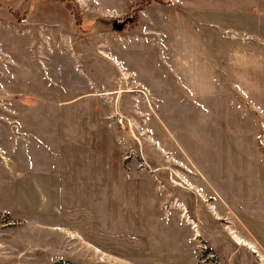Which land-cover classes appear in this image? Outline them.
<instances>
[{
	"label": "rangeland",
	"instance_id": "374dc122",
	"mask_svg": "<svg viewBox=\"0 0 264 264\" xmlns=\"http://www.w3.org/2000/svg\"><path fill=\"white\" fill-rule=\"evenodd\" d=\"M126 16L135 29L114 30ZM47 38L48 59L58 48L85 59L66 74L71 93L122 92L48 109V152L63 150L53 169L98 173L75 180L104 189L7 192L8 173L19 178L0 162V264H264L252 227L221 201L264 188V0H0V85L12 48L43 71L35 45ZM30 100L0 95V145L4 128L19 133L2 112Z\"/></svg>",
	"mask_w": 264,
	"mask_h": 264
},
{
	"label": "crops",
	"instance_id": "0c3cea01",
	"mask_svg": "<svg viewBox=\"0 0 264 264\" xmlns=\"http://www.w3.org/2000/svg\"><path fill=\"white\" fill-rule=\"evenodd\" d=\"M35 46V50H39L41 56L44 57L42 61V69L44 72L37 65L32 63L31 53L27 52L25 54L26 60L21 62L22 59L17 58L18 53L16 52V50L19 51V48H12V50H14L13 52L8 50V52H6L9 56L8 61L11 63L6 64L3 68V75L4 77L6 76L5 78H7V81H2L0 85V95L3 96L4 92H10L11 90L12 97L16 102H22L25 99H34V101L30 100V103L28 102L26 105H19L20 109H16L15 107L17 106L14 105L12 111L14 115L12 117H7L6 113L4 111L2 112L3 118L10 121L14 128L16 127L19 131L17 135L12 136L4 128V140L3 144L0 145V157H2L3 160L0 162L4 161L11 163L10 170L12 169L13 174H18L17 178H19V180L14 182L12 179L13 175L8 173L10 177L2 183L4 186L3 189L7 192L17 191L24 194L25 189L29 186V188H36L38 193L47 195L55 193L66 194L70 192L102 193L104 188L100 183L93 186L92 182H96V179L92 178L87 180V184L91 183V185H81L75 180L80 179L81 176L83 178L95 177L100 175L98 173H91L92 175L90 176L89 173L84 175L81 170H77L75 173L70 174L65 172L69 171V169L64 165H61L60 171H57L56 168L53 169L52 156L57 154V152L61 155L63 150L59 152L58 149L53 148L52 152H48V134L54 136V132L49 133L48 128H51L52 131L57 129L52 128L55 124L48 121V113H53L54 110L55 112L66 113L68 109H94V105L100 106L97 101L99 97L117 94L115 91L116 85H113L112 88L108 87L102 90L98 89L85 93L79 92L78 94H73L70 91V85L65 84L67 80L66 74L67 72L75 71L80 75L82 62H85V59L72 57L67 53V50L63 52L60 48H58V50H60L59 54L55 53L48 59V50L49 52L53 50L48 47V38ZM26 47L27 45L22 47V51L24 48L25 51H28V47ZM115 64L117 65V63ZM78 99L81 100L76 101ZM82 100H91V104L74 106ZM48 109H50L49 112ZM39 114H41V117ZM260 114L261 116L264 115V110L260 109ZM21 115H25V117L21 118ZM64 123H66L67 128L79 125L77 123ZM0 124L4 126L2 122H0ZM57 136L59 138V134ZM260 143L263 147V149H261L263 153L259 152V148L258 150L255 148L254 152L264 160V138ZM26 161L31 162L33 165L30 167L28 166L29 172L26 176H23L21 170L23 169V163H26ZM15 165L16 168H14ZM0 169L2 170V168ZM71 186L75 189L72 190ZM0 192L4 193L1 190ZM244 193L245 192L234 195L230 191H226L225 194L229 195V197L221 201L232 213L243 216L245 225L252 227L251 232L254 238L260 242L264 248V188L258 185L253 193L254 195L251 193L246 195ZM230 205H233L235 210H233Z\"/></svg>",
	"mask_w": 264,
	"mask_h": 264
},
{
	"label": "trees",
	"instance_id": "16d2710c",
	"mask_svg": "<svg viewBox=\"0 0 264 264\" xmlns=\"http://www.w3.org/2000/svg\"><path fill=\"white\" fill-rule=\"evenodd\" d=\"M64 2V1H63ZM63 4V3H62ZM66 7H67V9L70 11V13L72 14V15H74V17H75V24H76V27H77V29H82L83 28V26L84 25H82L83 24V22H82V18H81V15L78 13V11L76 10L75 11V9H76V7L75 6H73V5H70L69 3H67V2H65V4H64ZM143 6L145 7V5H143V3H140V4H137L136 5V9H135V13H137L138 11H140V10H138L137 8L138 7H141V8H143ZM12 15H14V13H12ZM17 15H14V17H16ZM19 16H17V18H18ZM126 18L127 19H125L124 21H126L127 20V22H123V24L122 25H119V27H121L120 28V32H124V31H128V30H133V29H135V26H136V21L135 22H133V21H129V19H128V16H126ZM114 22V21H113ZM115 22H117V21H115ZM100 23H103V21H101ZM113 24V23H112ZM115 30V29H114ZM57 264H68V263H57Z\"/></svg>",
	"mask_w": 264,
	"mask_h": 264
},
{
	"label": "bare ground",
	"instance_id": "6f19581e",
	"mask_svg": "<svg viewBox=\"0 0 264 264\" xmlns=\"http://www.w3.org/2000/svg\"><path fill=\"white\" fill-rule=\"evenodd\" d=\"M118 66H120V64H118ZM124 75L126 76L125 78L129 79L127 74H124ZM117 93H118V92H117ZM236 240H237V242H238L239 244L244 243V245H246V246H247V245H251V244L246 243V242H244V241H242V240H240V239H237V238H236ZM238 243H237V244H238ZM251 247L254 248L252 245H251ZM254 249H255V248H254Z\"/></svg>",
	"mask_w": 264,
	"mask_h": 264
},
{
	"label": "water",
	"instance_id": "95a60500",
	"mask_svg": "<svg viewBox=\"0 0 264 264\" xmlns=\"http://www.w3.org/2000/svg\"><path fill=\"white\" fill-rule=\"evenodd\" d=\"M113 27H114L115 30L120 29V27L116 25V22L113 23Z\"/></svg>",
	"mask_w": 264,
	"mask_h": 264
},
{
	"label": "built area",
	"instance_id": "2783aa9c",
	"mask_svg": "<svg viewBox=\"0 0 264 264\" xmlns=\"http://www.w3.org/2000/svg\"><path fill=\"white\" fill-rule=\"evenodd\" d=\"M20 23H21V24H25V23H26V20H25L24 18H22V19L20 20Z\"/></svg>",
	"mask_w": 264,
	"mask_h": 264
}]
</instances>
